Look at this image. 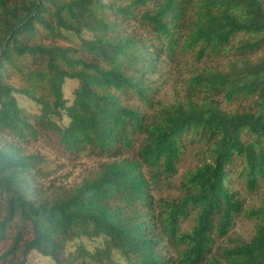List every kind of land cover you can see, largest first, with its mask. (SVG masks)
<instances>
[{
	"label": "trees",
	"instance_id": "trees-1",
	"mask_svg": "<svg viewBox=\"0 0 264 264\" xmlns=\"http://www.w3.org/2000/svg\"><path fill=\"white\" fill-rule=\"evenodd\" d=\"M166 65L189 67L173 103ZM48 138L96 170L46 186L27 147ZM186 140L208 158L177 181ZM263 142L264 0H0V264H264V203L214 250L244 210L233 159L254 187Z\"/></svg>",
	"mask_w": 264,
	"mask_h": 264
},
{
	"label": "rangeland",
	"instance_id": "rangeland-1",
	"mask_svg": "<svg viewBox=\"0 0 264 264\" xmlns=\"http://www.w3.org/2000/svg\"><path fill=\"white\" fill-rule=\"evenodd\" d=\"M240 35L234 39L232 48L225 52L223 50L222 55L212 56V58L204 59V65L211 68H222L227 63V56L235 52V45L240 40ZM74 42H79L74 38ZM60 43H65L60 41ZM189 67L185 65H166L155 76V84L159 87L158 98L166 101L167 103H173L175 99H182L184 81L188 76ZM75 83L69 80L66 84V92L69 95L70 91L74 87ZM225 106L229 107L230 105ZM248 136H245L247 140ZM264 145V142H263ZM31 153H41L45 156V161L41 164L42 171L45 173V185H53L59 187H71L84 178L90 176L98 166L100 159L98 157H82L76 158L72 155L65 153L62 148L56 143L54 139H41L38 142L29 144L27 147ZM208 158V153L203 144L192 143L186 140L185 147L183 149L181 160L178 165L177 181L189 170L193 169L197 165ZM245 166L242 156H236L231 164L233 175V187L238 190L240 198L243 202V212L238 216L232 229L226 237H217L214 243V250L220 246L235 245L242 241H248L252 238L255 232V227L259 222H262L261 218L251 216L248 213L251 209H255L264 203V178L260 177L254 187H249L246 184L244 174H242ZM52 189V188H51ZM190 222H184V228L189 226ZM30 264H53L49 259L34 254L30 259Z\"/></svg>",
	"mask_w": 264,
	"mask_h": 264
}]
</instances>
